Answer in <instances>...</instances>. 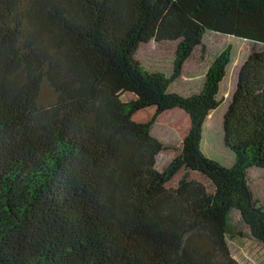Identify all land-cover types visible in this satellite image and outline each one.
<instances>
[{"label": "trees", "instance_id": "trees-1", "mask_svg": "<svg viewBox=\"0 0 264 264\" xmlns=\"http://www.w3.org/2000/svg\"><path fill=\"white\" fill-rule=\"evenodd\" d=\"M207 31L264 46V0H0V264H237L226 242L234 210L264 245L247 176L264 170V49L242 63L222 115L229 166L200 146L231 48L197 94L169 90ZM151 40L177 42L168 77L136 59ZM112 71L140 97L101 87ZM151 107L150 121H134ZM173 109L190 129L158 171L164 146L151 128Z\"/></svg>", "mask_w": 264, "mask_h": 264}, {"label": "rangeland", "instance_id": "rangeland-1", "mask_svg": "<svg viewBox=\"0 0 264 264\" xmlns=\"http://www.w3.org/2000/svg\"><path fill=\"white\" fill-rule=\"evenodd\" d=\"M176 46L177 42L151 40L140 45L136 59L145 70L160 72L168 77L172 74ZM228 46L231 48V63L219 90L221 105L206 121L202 130L200 146L201 153L205 157L223 166H229L232 162L230 151L225 147L222 139L223 112L231 99L237 73L242 63L250 54L262 51L264 46L252 41L207 31L201 45L192 51L184 63L179 77L169 87L171 92L183 97L197 94L202 87L208 67L215 57ZM99 85L117 94L123 102L140 97V94L126 83L116 71L105 74ZM40 101L44 104L52 101V94L46 86L42 87ZM154 113L155 109L147 108L136 113L133 119L136 122L146 123L151 120ZM189 129V117L182 110L173 109L163 112L157 117L151 128V134L163 144L164 149L156 157V170L162 171L180 153L182 142ZM183 174L184 171L180 170L165 186L175 188ZM247 176L254 196L260 204L264 205V170L251 168L248 170ZM188 179L201 183L209 193L213 192L211 183L202 175L188 172ZM226 242L230 255L237 264H264V245L251 236L249 228L235 210L228 217Z\"/></svg>", "mask_w": 264, "mask_h": 264}]
</instances>
